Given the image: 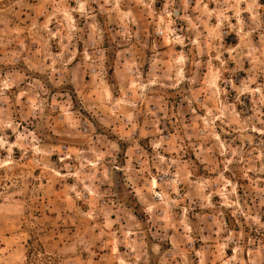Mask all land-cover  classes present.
Returning a JSON list of instances; mask_svg holds the SVG:
<instances>
[{"label":"rangeland","instance_id":"obj_1","mask_svg":"<svg viewBox=\"0 0 264 264\" xmlns=\"http://www.w3.org/2000/svg\"><path fill=\"white\" fill-rule=\"evenodd\" d=\"M32 231L61 264H264V0H0V264Z\"/></svg>","mask_w":264,"mask_h":264},{"label":"trees","instance_id":"obj_2","mask_svg":"<svg viewBox=\"0 0 264 264\" xmlns=\"http://www.w3.org/2000/svg\"><path fill=\"white\" fill-rule=\"evenodd\" d=\"M26 261L24 264H61L58 256L46 251L37 232L32 231L25 245Z\"/></svg>","mask_w":264,"mask_h":264},{"label":"built area","instance_id":"obj_3","mask_svg":"<svg viewBox=\"0 0 264 264\" xmlns=\"http://www.w3.org/2000/svg\"><path fill=\"white\" fill-rule=\"evenodd\" d=\"M156 196H158V197H161V194L160 193H157V195Z\"/></svg>","mask_w":264,"mask_h":264}]
</instances>
